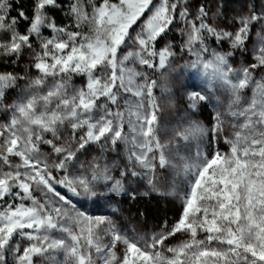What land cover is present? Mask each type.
Here are the masks:
<instances>
[{
    "label": "snow or ice",
    "instance_id": "1",
    "mask_svg": "<svg viewBox=\"0 0 264 264\" xmlns=\"http://www.w3.org/2000/svg\"><path fill=\"white\" fill-rule=\"evenodd\" d=\"M0 264H264V0H0Z\"/></svg>",
    "mask_w": 264,
    "mask_h": 264
},
{
    "label": "rangeland",
    "instance_id": "2",
    "mask_svg": "<svg viewBox=\"0 0 264 264\" xmlns=\"http://www.w3.org/2000/svg\"><path fill=\"white\" fill-rule=\"evenodd\" d=\"M196 2V0H193ZM224 2L228 6V11L232 12L233 10L239 11L240 8L249 3H255L257 6H260L262 0H224ZM79 82V81H78ZM201 83L200 77L198 74L193 72H188L183 74V79H178L177 74H173V91L175 93V108L167 109L164 113V120L168 122H175L176 118L182 115L183 109L185 107L186 101L184 99L186 90H191L188 88L189 85H198ZM159 94V93H158ZM204 120L207 121L209 117L202 115ZM222 149H226V146L221 144L219 145ZM209 151H211V147H209ZM137 187V197H148L156 194L145 193L148 192L147 187L141 182L139 185H134ZM159 196V195H157ZM168 200L174 202L178 209L180 210V201L172 196H163ZM120 200L119 207L122 209L120 214L119 223L125 230H130L135 228L139 230L142 234H151L153 231H158L160 227L156 226L153 222H142L137 216L133 214L130 210V199L127 196L118 198ZM88 209L94 214H105L109 213V208H102L100 206H93L91 204L86 205Z\"/></svg>",
    "mask_w": 264,
    "mask_h": 264
},
{
    "label": "trees",
    "instance_id": "3",
    "mask_svg": "<svg viewBox=\"0 0 264 264\" xmlns=\"http://www.w3.org/2000/svg\"><path fill=\"white\" fill-rule=\"evenodd\" d=\"M24 3L25 7L28 8L30 0H24ZM209 111L208 108H204L202 115L209 117ZM130 210L142 222H153L158 227H161L166 220L174 221L180 211L174 202L157 195L137 197L136 200L130 201Z\"/></svg>",
    "mask_w": 264,
    "mask_h": 264
}]
</instances>
